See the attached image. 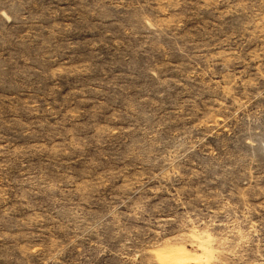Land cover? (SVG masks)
Listing matches in <instances>:
<instances>
[{"label":"rangeland","instance_id":"obj_1","mask_svg":"<svg viewBox=\"0 0 264 264\" xmlns=\"http://www.w3.org/2000/svg\"><path fill=\"white\" fill-rule=\"evenodd\" d=\"M179 249L264 264V0H0V264Z\"/></svg>","mask_w":264,"mask_h":264},{"label":"bare ground","instance_id":"obj_2","mask_svg":"<svg viewBox=\"0 0 264 264\" xmlns=\"http://www.w3.org/2000/svg\"><path fill=\"white\" fill-rule=\"evenodd\" d=\"M162 257L164 258L165 264H202L204 256L198 253L196 254L186 251L185 249H179L165 253V255H162Z\"/></svg>","mask_w":264,"mask_h":264}]
</instances>
